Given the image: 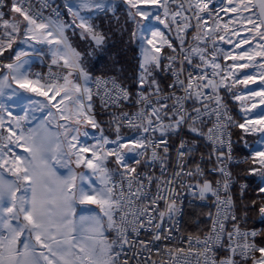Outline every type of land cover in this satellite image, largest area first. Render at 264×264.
I'll return each mask as SVG.
<instances>
[{"label":"snow or ice","instance_id":"snow-or-ice-1","mask_svg":"<svg viewBox=\"0 0 264 264\" xmlns=\"http://www.w3.org/2000/svg\"><path fill=\"white\" fill-rule=\"evenodd\" d=\"M122 2L128 6L127 19L136 25L132 38L140 42L134 101L138 108L133 113L114 115L109 123L115 139H110L95 118L91 77L66 31L73 26L79 28L82 38L102 48L106 37L95 30L89 16L81 13L114 12L115 5L111 0L65 3L73 17L69 23L61 19L58 7H52L50 0H42L40 10L30 4L25 7V0H11L10 6L0 0V57L12 49L8 57L11 62L0 60V98H5L0 102V264H131L142 251L151 252L149 245L154 241L171 242L173 229L179 231L177 217L183 210L178 189L190 191L202 201L209 194L214 198L215 213H206L210 226L202 234L181 237L186 247L170 244L157 253L159 261L148 259L137 264H264V241H256L264 233L241 229L242 218L236 214L230 190L231 173L225 164L232 159L230 128L259 134L256 146L245 143L251 165L246 171L259 177V201L252 200L251 206L264 218V0H226L219 11L231 17L223 25L218 13L210 9V0ZM5 7H9L8 14L2 10ZM44 8H51V15L44 16ZM205 17L213 19V27ZM116 21V27L123 31L118 17ZM189 29H194L195 46L186 41ZM221 30L230 32L235 41L220 35ZM173 31L178 47L166 35ZM216 40L232 44L235 52L225 53L224 58L231 63L223 67L215 51L211 59L207 55L208 43L215 49ZM14 44L18 48L19 44L26 45L31 52L13 49ZM35 45L48 46L51 65L62 69L61 74L53 73L51 65L47 76L31 73L30 58L45 55ZM194 56L199 63H194ZM185 64L198 71L186 72ZM159 72L171 73V92L165 93L161 87L156 76ZM101 83L105 88L112 85L102 98L106 106L131 102L132 93L115 79L97 80V88ZM221 89L239 102L238 120L229 114ZM188 101H192L191 108ZM9 102L21 106L25 115L12 117ZM44 109L53 121H64L58 125L63 129V141L58 134L48 132L46 121L39 126L43 132L34 128L25 131L22 126L30 111ZM5 113L11 119L6 121ZM125 127L132 135L122 134ZM90 128L100 133L96 143L82 144L80 137L89 136ZM185 128L191 139L181 135ZM173 136H179V143L168 176ZM197 138L210 143L208 158L215 157L212 171L223 177L222 184L217 180L214 186L199 163L188 167L192 154L198 151ZM109 144L115 146L107 147ZM129 155L136 158L135 165L127 163ZM109 158L117 168L107 167ZM73 162L76 168L87 171L69 168L67 176L58 174L56 164ZM156 162L161 168L159 177L138 171L142 163L150 166ZM6 173L12 179L6 178ZM246 188L241 185V197ZM77 205L85 206L84 214L77 216ZM166 219L172 225L167 230ZM141 230L151 233V239L130 241L129 234L138 237ZM106 232H114L115 237L109 240ZM125 245L132 249L131 258L125 255Z\"/></svg>","mask_w":264,"mask_h":264},{"label":"built area","instance_id":"built-area-1","mask_svg":"<svg viewBox=\"0 0 264 264\" xmlns=\"http://www.w3.org/2000/svg\"><path fill=\"white\" fill-rule=\"evenodd\" d=\"M226 0H210V9L214 10V14L218 13V17L220 15H222L224 12H220V6L221 4L225 3ZM50 3L52 5V7H58L60 13H61V19L65 22H70V16L69 14L65 11V9L60 5V3L56 0H50ZM31 5L32 8L34 10H40L41 9V4H42V0H25V7H28V5ZM43 14L44 16H49L51 15V8H44L43 9ZM187 15L191 16V12L187 13ZM55 18V17H53ZM208 26L211 28L212 27V22L213 19L205 17ZM193 25H195L196 21L192 20L191 21ZM159 27L163 30V26L159 25ZM194 29H189L188 30V36L186 38V41L188 43H191L193 46L196 45V41L192 39V33H193ZM166 35H168L174 42V46L179 45V41H177L175 39V31L173 32H166ZM204 45H201V47H203ZM208 48V57L209 59H211V54L213 51H215V49H213L212 47V43L209 42L207 45ZM216 52V51H215ZM171 54V53H169ZM0 60H2L3 62H9L6 59H2L0 58ZM193 61L194 63H199V59L197 57H193ZM217 62L221 63L222 62L219 58V56H217ZM165 63H167V61H165ZM44 64L46 65V69L42 70V69H34L33 70V74L35 73H41L42 75L47 76L48 72H49V66L51 65V62H47L44 61ZM223 67V65H222ZM51 70L53 73H58L61 74L62 73V69H60L58 66L56 65H51ZM185 70L187 71H198L196 69H193L191 66L185 64ZM209 73H211V68L208 69ZM161 76H162V80L163 82L160 83L161 87L165 90V93L171 92L172 89H170L168 87V85L172 82V75L169 72H160ZM182 79L184 78L183 76L181 77ZM112 79H115L117 81V83L125 88H127L130 92L131 89L128 85L122 83L119 79H117L114 75L112 74H104V75H96L92 78L89 87L92 88L93 90V97L100 100L102 102V98H104V93L106 88L107 89H111L112 85L111 83L105 85L103 83H101L100 87L97 88V84L96 81L100 80V81H110ZM217 80H219V77H216ZM222 90L220 91V95L223 97L222 95ZM138 91V88L135 89V92L132 94L131 96V102L129 101H124L122 103V105L120 107H113V106H106L104 103L103 107L109 111L110 113V118H109V122L112 121L114 115H119L121 112H128V113H133L135 111H137L138 106L134 103L135 99H136V93ZM178 95H182L181 92H177ZM106 99V98H105ZM224 103L227 105V108L229 110V114L232 115L234 117L233 111L230 107V105H228L226 103V101L223 98ZM169 104H171V101L168 102ZM187 106L189 108H191L192 106V101H188L187 102ZM214 119V118H213ZM211 124H208V127H210ZM109 127L110 129L114 132L113 127L110 125L109 123ZM207 129L205 128V131ZM124 131H131L128 128H122L121 132L123 134ZM229 131L231 132V143H232V152H231V156L232 159L231 161H227L225 160V164L227 165V170L231 173V194L234 200V190L235 189H241V185H247V182L245 180H241L240 178H238V176H236L233 172V169L240 165V164H244L247 161V156L246 155H238L235 151V142H234V134H233V127L229 129ZM115 133V132H114ZM132 135V132L130 134L125 135L130 136ZM181 135L184 136L185 139H190V137L188 136V132L187 129L185 128V130L181 133ZM225 141L227 142L228 137L225 136ZM111 139V138H110ZM115 139V138H113ZM179 143V136H173L172 139L170 140V146L172 147V152H171V160L169 161V167H168V171H167V175L171 176V173L173 171V164L175 162V147L176 145ZM204 144H205V149L203 151L200 152H195L192 154V158L188 161V167L192 168L195 166L196 163L200 164L201 169L203 170L205 177L209 180H211L213 182V185L215 186V182L217 180L221 181V184L223 183V177L218 173V172H213L212 169L213 167H216L215 164V157L213 156V158L211 160H209V153L211 152V145L208 141L204 140ZM115 145H111L109 144L107 147H114ZM224 152L227 155V147L226 145L224 146ZM195 154V156L193 157V155ZM150 155V154H149ZM201 156H203V159H201ZM145 159V158H144ZM127 163L128 162V158H127ZM130 165V164H129ZM117 168V166L112 167L110 169H115ZM122 170V169H121ZM138 171L143 173V172H148L151 173L153 176L159 177L161 175V168L159 165V162L153 163L150 166H145L144 168H138ZM114 179L119 180L118 176H115ZM192 183H195V181L193 180ZM151 193L154 194L156 192V188L155 185L151 186L150 189ZM179 200L178 203L181 204L182 206V210H183V215L177 217L178 220V224H177V228L179 229V231H176L175 229H173L172 231V241H154L152 244L149 245V247L151 248V252H149L148 250H144L142 251L139 255L136 256L135 259L131 260V264H137V261H143V260H156L159 261L161 259L160 255H157L158 252L161 251L162 248L168 247L170 244L172 246H175L177 243H179L180 246L186 247V240H180L181 237H187L188 234H192V235H196V234H202L203 232L207 231H203V232H191L185 229V216L189 210V208H193V207H201L205 210V220L207 221V229L210 226V220L208 218V216L206 215V213H208L209 211L215 213V206H214V198L211 197V195L209 194V197L206 200H200L198 197H194L192 195V192L187 191V190H179ZM221 196L223 197V192H221ZM161 207H163V204L161 203ZM235 211L236 214L238 216V212L236 210L235 207ZM239 218V216H238ZM200 218L199 217H195L194 218V223L197 224L199 223ZM240 226L242 230H247V231H257L259 232L258 229L256 228H246L242 225L241 220H240ZM172 225L171 223L166 219L165 223H164V228L167 230L168 228H171ZM230 227V225H229ZM114 237H115V233H114ZM257 238V237H256ZM129 239L130 241H136V240H140V241H145L147 242L149 239H151V233L149 232H145L144 230H141L139 236L137 237L134 234H129ZM125 255L128 258H131L132 256V249L128 246L125 245V249H124ZM163 257L165 259H167V255L166 253H163ZM123 258V257H122Z\"/></svg>","mask_w":264,"mask_h":264},{"label":"trees","instance_id":"trees-1","mask_svg":"<svg viewBox=\"0 0 264 264\" xmlns=\"http://www.w3.org/2000/svg\"><path fill=\"white\" fill-rule=\"evenodd\" d=\"M125 4L119 2L115 11L98 12L92 18L95 30L102 33L106 37V43L102 48H95L94 42L90 39H84L80 35V29L70 27L66 31L72 46L81 53L83 66L91 76L112 74L122 83L128 85L131 93L135 92L137 85L135 77L138 72L140 62L139 40L132 38V31L136 30V25L131 19H127ZM119 18L120 24L124 30L120 31L116 27V18ZM127 19V23L125 20ZM9 55L6 57L8 59ZM157 79H158V75ZM159 80V79H158ZM161 83L162 80H159ZM224 100L230 105L234 118L239 119V102L231 99V97L222 90ZM235 151L238 155H246L247 161L242 164L244 167L250 166L249 149L245 146L246 134L243 130L233 127ZM204 147H203V146ZM198 152L205 149V144L198 143ZM195 154L193 155V157ZM234 174L241 180L247 182V188L241 197V189L234 190V202L241 223L246 228H256L260 233H264V218H261L258 208L251 206L252 200L259 201L258 187L260 180L238 167L234 168ZM246 213V216H245ZM205 210L201 207L189 208L185 216V229L191 232H203L207 230V221L205 220ZM199 217V223H194V218ZM257 243L264 241V235L256 238Z\"/></svg>","mask_w":264,"mask_h":264},{"label":"crops","instance_id":"crops-1","mask_svg":"<svg viewBox=\"0 0 264 264\" xmlns=\"http://www.w3.org/2000/svg\"><path fill=\"white\" fill-rule=\"evenodd\" d=\"M56 1H58L60 3V5L65 9V11L67 13H68V10H67V8L64 7V4L65 3L72 4V3L75 2V0H56ZM119 2H122V0H117L116 3H119ZM6 4L8 6H10L11 0H6ZM2 10L6 14L9 13V7H5ZM81 14L86 16L87 13H81ZM88 14H90V13H88ZM11 15L12 16H18V14H14V13H12ZM69 16H70V18L72 20L73 17L71 15H69ZM5 18H8V16L6 15ZM2 32H3V29L0 28V33H2ZM19 48H23L25 51L31 52V49L28 48L26 45L19 44ZM19 48H18L17 44L13 45V49L19 50ZM42 50L45 53V55H43L42 57L32 56L30 58V60H31V73L32 74H33V70L35 68H40L42 70L46 69V65L44 64V61L51 62V54L48 53V46L46 45V47H43ZM11 52H12V49H9L7 52H5L4 57H0V58L10 61V59H7L6 57ZM157 75L161 76L160 72H159V74L157 73ZM90 77H91V80H92L93 76L90 75ZM91 80H90V82H91ZM80 82L83 83V81H80ZM90 82H89V85H90ZM162 82H163V80H162ZM13 87H15V85H13ZM4 99L5 98H0V102H2ZM37 99L43 100L44 98L43 97H38ZM7 107L11 111L12 117H18V116L22 117V116L25 115V110H23L22 107L17 105V104H13V103L9 102L7 104ZM52 110L56 111L55 108H53ZM47 111H48L47 109H44L42 112L41 111H30L29 119L25 120V121H21L22 126L25 128V131H27L28 128H34V129H39L41 132H43L44 129L40 128L39 126L41 125L42 121H46L47 130H48V132H51L50 129L52 130V128H55V127H53L51 125L52 122H50L49 117L47 116ZM93 112L95 114L96 120L99 122L100 126L104 129V134L106 136H108L109 138H111V139L115 138V133L109 127V118H110L109 111L106 110L103 107V104H102V102L100 100H98V99H96L94 97H93ZM4 115L6 116V121H7V119H11V117L7 116V113H5ZM88 131L92 132V133H90V135H92V137H90V140L84 142L85 137L81 136L80 137V142L82 144H87V145L95 144L96 143L95 137H98L100 133L98 132V130L91 129V128L88 129ZM130 133H131V131H124L123 135H127V134H130ZM188 136L191 139V134L190 133H188ZM197 140H198V143H202V142L204 143V139L203 138H197ZM16 151L22 152V149H16ZM127 158H128V162H129L130 165H135V159L136 158L133 155H129ZM141 159L143 160L144 158H141ZM115 166H117V165H115L112 162L111 158H109V161L107 162V167L110 169V168L115 167ZM144 167H145V165L142 163L138 168H144ZM55 168H56V170H57L59 175L67 176V174L63 170H60L57 165H55ZM5 176L8 179H12V177L10 175H8L7 173L5 174ZM84 212H85V210H82V209L79 210V208H78L77 216H79L81 214H84ZM108 236H111L110 240H112L114 238V232H108Z\"/></svg>","mask_w":264,"mask_h":264},{"label":"rangeland","instance_id":"rangeland-1","mask_svg":"<svg viewBox=\"0 0 264 264\" xmlns=\"http://www.w3.org/2000/svg\"><path fill=\"white\" fill-rule=\"evenodd\" d=\"M111 2L115 5V8L118 6V3H116L117 0H111ZM124 6H125L126 10H128V6L127 5H124ZM97 14H98V12H93V13H90V14H88V13L86 14V16H89L90 17V19H89V22L90 23L92 21V18L95 15H97ZM230 17H231V14L230 13H228V14L223 13L222 15L219 16V23L221 25H223L224 23H227L230 20ZM72 20H73V18H72ZM72 20L70 18V22ZM77 23H79V21H77ZM213 26H214V21L212 22V27ZM219 34L220 35H224L226 37V39L229 38V37L233 41H235V39H236L235 36H231V33L230 32L225 33L223 30H221ZM241 35H244V33H241ZM139 45H140V42H139ZM35 47L42 49L43 47H46V45H35ZM215 51L217 53V56H219V58H220L223 66H226V65H228V64L231 63L230 60L224 58L225 53L232 52L233 54H235V52L233 50V45L232 44H228V43H225L224 41H220V40H216V48H215ZM140 57H141V49H140ZM35 69H40V68H35ZM245 71H249V70H245ZM158 79L159 80H162L163 78H162V76H159L158 75ZM52 112L55 113V110H52ZM49 120H50V122H52L51 125L53 127H55V128H52V130L50 129V131H51L50 133L58 134L59 135V140L60 141H63V135H62L63 129L59 128L58 125L64 123V121L59 120V119H57L56 121H53L51 117H49ZM89 133H92V132H89ZM90 137H92V135H90V134H89V136L85 137L84 142L89 141L90 140ZM258 137H259V134H256V133L246 134V144L249 145V146H256ZM55 138L56 137L54 136L53 139H55ZM56 165L58 166V168L60 170H63L67 175H68L69 168L74 169L76 172L87 171L86 169H83L82 167L81 168H76L74 162L73 163H67V166H61L60 164H56ZM250 166L244 167L242 164H240V165H238L236 167H238L240 170L245 171L246 174H249L246 170ZM256 177H258V176H256ZM258 179H259V177H258ZM78 208H79V210L80 209L85 210V206H82V205H77V210H78ZM105 235L108 236V232H106ZM110 238H111V236H108V239L109 240H110Z\"/></svg>","mask_w":264,"mask_h":264}]
</instances>
